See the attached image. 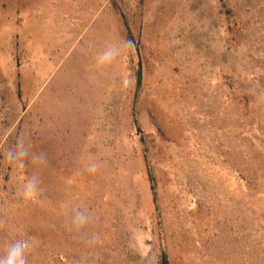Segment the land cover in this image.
Masks as SVG:
<instances>
[{"label": "rangeland", "instance_id": "obj_1", "mask_svg": "<svg viewBox=\"0 0 264 264\" xmlns=\"http://www.w3.org/2000/svg\"><path fill=\"white\" fill-rule=\"evenodd\" d=\"M27 237L28 264H264V0H0V255Z\"/></svg>", "mask_w": 264, "mask_h": 264}, {"label": "clouds", "instance_id": "obj_2", "mask_svg": "<svg viewBox=\"0 0 264 264\" xmlns=\"http://www.w3.org/2000/svg\"><path fill=\"white\" fill-rule=\"evenodd\" d=\"M132 41L121 40L109 43L103 51H101L95 58V68L98 71L103 72L105 68L112 65L121 52L132 47ZM5 159L12 164H15L17 168L24 166L26 158L30 155V144L27 139L20 135L17 137L14 148H10L5 152ZM31 158L34 162H43L46 160V154H31ZM95 164L91 165V170H94ZM39 183L37 178L33 175L22 186L21 195L25 200H32L37 196ZM33 239L31 237L19 238L12 241L4 253L0 255V264H28L27 253L33 247Z\"/></svg>", "mask_w": 264, "mask_h": 264}, {"label": "trees", "instance_id": "obj_3", "mask_svg": "<svg viewBox=\"0 0 264 264\" xmlns=\"http://www.w3.org/2000/svg\"><path fill=\"white\" fill-rule=\"evenodd\" d=\"M162 264H166V259H165V257L162 258Z\"/></svg>", "mask_w": 264, "mask_h": 264}]
</instances>
